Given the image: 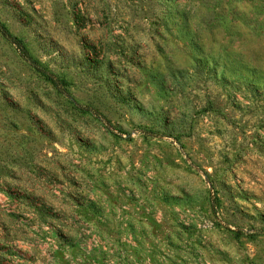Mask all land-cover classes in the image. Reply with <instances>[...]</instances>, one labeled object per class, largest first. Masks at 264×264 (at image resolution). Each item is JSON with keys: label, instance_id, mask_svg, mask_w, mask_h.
<instances>
[{"label": "rangeland", "instance_id": "rangeland-1", "mask_svg": "<svg viewBox=\"0 0 264 264\" xmlns=\"http://www.w3.org/2000/svg\"><path fill=\"white\" fill-rule=\"evenodd\" d=\"M0 25V264H264V0H0Z\"/></svg>", "mask_w": 264, "mask_h": 264}, {"label": "crops", "instance_id": "crops-1", "mask_svg": "<svg viewBox=\"0 0 264 264\" xmlns=\"http://www.w3.org/2000/svg\"><path fill=\"white\" fill-rule=\"evenodd\" d=\"M20 248H22L21 250L22 251H19V256L22 257L23 259L27 258V263H30L28 261V257L30 254H32V252H37V250L35 249V247L33 246H29V245H22L20 246ZM18 250V249H17ZM21 252H24V253H21ZM25 254V255H24ZM19 258V257H18ZM35 259V257H34ZM32 261V260H31Z\"/></svg>", "mask_w": 264, "mask_h": 264}, {"label": "trees", "instance_id": "trees-1", "mask_svg": "<svg viewBox=\"0 0 264 264\" xmlns=\"http://www.w3.org/2000/svg\"><path fill=\"white\" fill-rule=\"evenodd\" d=\"M0 32L2 35L8 40L11 41V43L15 44L14 39L10 36V34L0 25Z\"/></svg>", "mask_w": 264, "mask_h": 264}]
</instances>
